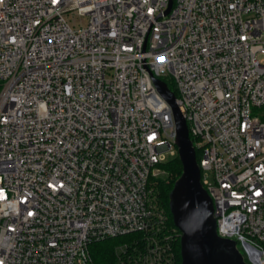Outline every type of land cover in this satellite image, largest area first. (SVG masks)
<instances>
[{
  "label": "built area",
  "instance_id": "2783aa9c",
  "mask_svg": "<svg viewBox=\"0 0 264 264\" xmlns=\"http://www.w3.org/2000/svg\"><path fill=\"white\" fill-rule=\"evenodd\" d=\"M152 75L175 87L217 234L264 264V0H0V264H93L123 235L116 264H178Z\"/></svg>",
  "mask_w": 264,
  "mask_h": 264
},
{
  "label": "water",
  "instance_id": "95a60500",
  "mask_svg": "<svg viewBox=\"0 0 264 264\" xmlns=\"http://www.w3.org/2000/svg\"><path fill=\"white\" fill-rule=\"evenodd\" d=\"M153 83L169 104L175 131L174 144L182 172L169 193V210L181 232L180 264H248L233 239L217 234L213 203L200 180V167L188 126L166 83L152 75Z\"/></svg>",
  "mask_w": 264,
  "mask_h": 264
},
{
  "label": "trees",
  "instance_id": "16d2710c",
  "mask_svg": "<svg viewBox=\"0 0 264 264\" xmlns=\"http://www.w3.org/2000/svg\"><path fill=\"white\" fill-rule=\"evenodd\" d=\"M166 85L170 90H172L176 94L175 87L173 83L167 80L166 78H163ZM196 158L199 160V151L196 149ZM160 168H164L166 170V175L164 177H156L155 179V186L157 191V196L160 201V203L165 208L168 217H169V223L171 225H174L172 220V215L169 210V193L172 189L174 181L180 176L182 172V166L181 162L178 158V156H174L162 163H160ZM130 237V235H123V236H117V237H111L100 241L92 242L89 246L92 263L93 264H116L115 260V247L120 244L122 241L127 240ZM178 251V264L181 261L180 257V245L177 246Z\"/></svg>",
  "mask_w": 264,
  "mask_h": 264
},
{
  "label": "rangeland",
  "instance_id": "374dc122",
  "mask_svg": "<svg viewBox=\"0 0 264 264\" xmlns=\"http://www.w3.org/2000/svg\"><path fill=\"white\" fill-rule=\"evenodd\" d=\"M85 20H86V18L85 17H82V16H76L75 17V21H76V23H78V22H82L83 24L85 23ZM167 80H168V78H166ZM172 158V157H171ZM170 159V158H169ZM166 175V170L164 169V168H161V172L158 174V176L157 177H164ZM237 247L241 250V251H243L242 250V247H241V245L240 244H238L237 245Z\"/></svg>",
  "mask_w": 264,
  "mask_h": 264
}]
</instances>
